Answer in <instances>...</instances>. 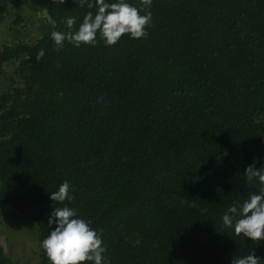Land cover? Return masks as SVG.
<instances>
[{"label":"trees","instance_id":"trees-1","mask_svg":"<svg viewBox=\"0 0 264 264\" xmlns=\"http://www.w3.org/2000/svg\"><path fill=\"white\" fill-rule=\"evenodd\" d=\"M90 2L45 0L50 30L0 51L21 78L0 95V205L40 242L54 207L75 208L110 264L264 258V241L222 223L259 188L245 169L264 166V0H152L146 38L59 48L52 31L68 16L78 30ZM23 3L0 0V18ZM65 180L75 199L52 201ZM0 264H13L1 246Z\"/></svg>","mask_w":264,"mask_h":264},{"label":"clouds","instance_id":"clouds-1","mask_svg":"<svg viewBox=\"0 0 264 264\" xmlns=\"http://www.w3.org/2000/svg\"><path fill=\"white\" fill-rule=\"evenodd\" d=\"M152 0H140L139 7L129 0H91L88 11L78 30L73 31L77 17L68 16L62 21L67 31H52L54 43L63 48L64 42L74 47L81 45L95 46L97 34L107 46L118 43L123 35L140 39L148 35L147 28L152 23L150 7ZM45 55L41 48L37 60ZM246 183L256 181L259 188L248 192L243 202L234 201L222 216L225 228L231 229L236 236L243 235L254 242L264 241V166L256 167L255 161L245 169ZM50 199L55 202L73 201L75 199L70 183L65 180L58 190L51 192ZM52 226L50 234L41 241L50 264H110L107 246L102 232L92 226V222L80 216L77 210L56 206L48 216ZM55 225V227H53ZM231 264H264V258L257 256L254 250L245 255L234 256Z\"/></svg>","mask_w":264,"mask_h":264},{"label":"rangeland","instance_id":"rangeland-1","mask_svg":"<svg viewBox=\"0 0 264 264\" xmlns=\"http://www.w3.org/2000/svg\"><path fill=\"white\" fill-rule=\"evenodd\" d=\"M52 25L45 0H24L0 18V51L8 44L33 43ZM18 63H0V95L10 85L21 87ZM0 246L13 264H40L43 248L36 223L20 217L6 204L0 205Z\"/></svg>","mask_w":264,"mask_h":264}]
</instances>
